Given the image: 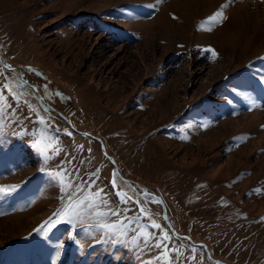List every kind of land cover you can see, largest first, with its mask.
I'll return each mask as SVG.
<instances>
[{"label": "rangeland", "instance_id": "rangeland-1", "mask_svg": "<svg viewBox=\"0 0 264 264\" xmlns=\"http://www.w3.org/2000/svg\"><path fill=\"white\" fill-rule=\"evenodd\" d=\"M0 56V264H264V0H0Z\"/></svg>", "mask_w": 264, "mask_h": 264}, {"label": "snow or ice", "instance_id": "snow-or-ice-1", "mask_svg": "<svg viewBox=\"0 0 264 264\" xmlns=\"http://www.w3.org/2000/svg\"><path fill=\"white\" fill-rule=\"evenodd\" d=\"M159 2V0H158ZM230 2H232V0H230ZM223 7H227V5L223 6ZM224 19V15H223V10L218 11L217 13H215L213 16L209 17L208 20L212 21V22H217V23H222ZM209 51L212 52L213 56H216L217 53L215 52V50L213 49H209ZM6 68H11V66L9 65H5ZM30 70V69H29ZM7 79H12V78H7ZM14 85L15 87L13 88H9L8 84H4L2 86H0V101H5V96L3 94L4 90H8L9 92L14 93L15 97H17V102L19 103V97L22 95V91L21 92H17L16 89H20V90H24L26 89L27 86V81L23 80V79H16L14 80ZM42 99V98H41ZM3 113H4V106L2 104H0V121H2L3 119ZM41 123H43V118H41ZM6 142L5 141H0V148L5 147ZM61 168L63 169L64 166L61 165ZM64 171H66V169H64ZM54 178H60L61 174L59 172L57 173H52L51 174ZM113 184H115V180H113ZM257 193L260 192V189H256L255 190ZM0 193H3V188H0ZM97 195H99V193H97ZM118 195L121 196L122 202L123 203H127V199L124 197L123 193H118ZM147 196H151V194H146ZM4 197L3 195H0V200H2ZM158 202V201H157ZM84 201L80 200L77 203H73L72 199L69 200L68 203L65 204V206L61 209L58 210L57 213H54L55 216L57 217H66V219H52L49 218L48 221H45V224L48 225V230L50 231L51 229L55 228L58 224L60 223H68V224H72L76 221H80V222H84L85 220V216L83 214V212L81 211V205H83ZM88 207H91V204L87 205ZM103 207L107 209V213L105 212H97L95 213V216L97 218H101L104 217L106 214L109 217L112 216H120L121 212L118 209H111L108 207V201L104 200L103 201ZM141 211H143V209H141ZM132 220L131 218H129V223H131ZM135 222L139 223V217L135 218ZM118 224H123V221H118V222H97L94 226L99 227L105 231H108L110 233H119L120 235H126L127 233L124 232L123 230H121L118 227ZM141 228H146V225L141 224L140 225ZM152 228L154 229H160L161 225L158 223H155L153 221ZM43 228V225L41 226V228H37L36 231L40 232L41 229ZM134 231V229H129ZM45 236H47V231L44 233ZM170 238L168 237L167 234L163 235L162 237H157L156 238V242L154 244H152L151 246L153 248H157V249H161V252H164L166 249L162 248V245H164ZM133 243H135V241H133ZM144 245H149V239L147 237L144 238L143 240Z\"/></svg>", "mask_w": 264, "mask_h": 264}, {"label": "water", "instance_id": "water-1", "mask_svg": "<svg viewBox=\"0 0 264 264\" xmlns=\"http://www.w3.org/2000/svg\"><path fill=\"white\" fill-rule=\"evenodd\" d=\"M0 59H1V62L3 63V65H7V64H5V61H4V59L0 56ZM9 66H11V65H9ZM11 68H18V69H20L22 72H23V70L19 67V66H11ZM23 78H24V76H22ZM24 80L25 81H28L26 78H24ZM35 87V89L39 92V88L38 87H36V86H34ZM41 97H42V99H43V101L49 106V107H53L48 101H46L45 100V97L43 96V95H41ZM54 109H55V107H53ZM60 115H62V116H64L63 115V113L61 112V111H59V110H57V109H55ZM78 130V129H77ZM105 149V148H104ZM105 153L107 154V152H106V150H105ZM109 157H111L112 159H113V157L111 156V155H109ZM113 161H114V159H113ZM116 172L118 173V175H120L122 178H124L126 181H128L129 183H130V185H133V187H134V189L136 188L135 186H134V184L129 180V179H127V178H125V177H123L122 175H121V173L119 172V169H118V167H116ZM142 196H144V194L143 193H140ZM159 202L161 203V205L163 206V217H164V219L169 223V225L171 226V228L173 229V226L171 225V222H170V219H169V217H168V215H167V206H166V203H165V201H164V199H162V198H160L159 199ZM186 237H188V238H190L189 236H186ZM196 245H199V246H204L205 248H206V250H207V253H208V255H209V257L215 262V263H219V264H227L225 261H223V260H221V259H217V258H214L213 256H212V254L210 253V251H209V248H208V246H207V244L206 243H204V242H199V243H195Z\"/></svg>", "mask_w": 264, "mask_h": 264}, {"label": "trees", "instance_id": "trees-1", "mask_svg": "<svg viewBox=\"0 0 264 264\" xmlns=\"http://www.w3.org/2000/svg\"><path fill=\"white\" fill-rule=\"evenodd\" d=\"M44 74H46V73H44ZM49 87L50 86L47 85V89H46L47 91H45V89H44V91L46 93L47 100L49 99L50 96L53 97V98H54V96H58L57 99H59L60 101H62L64 103H66L67 101H69L68 100L69 99V95L67 93L63 92L62 90H59V91L55 90V93L53 94L50 91H48ZM50 89H51V87H50ZM49 102H51V101L49 100Z\"/></svg>", "mask_w": 264, "mask_h": 264}, {"label": "built area", "instance_id": "built-area-1", "mask_svg": "<svg viewBox=\"0 0 264 264\" xmlns=\"http://www.w3.org/2000/svg\"><path fill=\"white\" fill-rule=\"evenodd\" d=\"M61 111L67 119H71L72 117L76 116L75 114L77 112V108L75 105L69 103L67 106L62 108ZM188 226H191L190 222L188 223Z\"/></svg>", "mask_w": 264, "mask_h": 264}, {"label": "bare ground", "instance_id": "bare-ground-1", "mask_svg": "<svg viewBox=\"0 0 264 264\" xmlns=\"http://www.w3.org/2000/svg\"><path fill=\"white\" fill-rule=\"evenodd\" d=\"M71 191H73V190H71ZM49 193V192H48ZM48 193H46L44 196H43V198L48 194ZM70 193V192H69ZM72 194V193H71ZM35 207V210L36 211H38V210H41L44 206H43V204H39L38 206H37V204H36V206H34ZM32 209H34V208H32Z\"/></svg>", "mask_w": 264, "mask_h": 264}]
</instances>
